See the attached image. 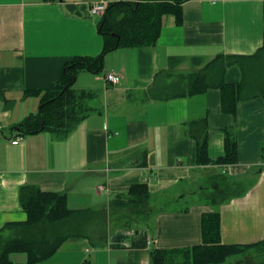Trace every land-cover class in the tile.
Listing matches in <instances>:
<instances>
[{
    "label": "crops",
    "instance_id": "crops-1",
    "mask_svg": "<svg viewBox=\"0 0 264 264\" xmlns=\"http://www.w3.org/2000/svg\"><path fill=\"white\" fill-rule=\"evenodd\" d=\"M119 1L133 0H0V229L25 220L19 190L34 186L65 194L69 209L95 210L104 217L88 224L87 237L66 240L40 264H149L152 249L203 243L201 217L212 209L200 200V188L208 176L221 174L241 183L243 193L217 208L220 242L261 241L264 98L239 102L234 116L221 109L218 88L161 99L176 89V77L218 56L254 54L263 43L261 0H186L180 21L170 14L162 18L153 46L115 49L105 55L100 73L78 72L73 88L95 95L93 111L65 138L15 130L38 111V93L58 81L66 62L101 54L91 4ZM109 72L119 76L118 84L104 80ZM241 79L237 65L226 68L225 83ZM203 118L208 158L224 154L222 131L228 128L237 144L234 162L197 163L190 124ZM17 136L18 144H11ZM141 183L149 193L144 213L112 205L117 195L126 196ZM10 259L26 262L25 255Z\"/></svg>",
    "mask_w": 264,
    "mask_h": 264
},
{
    "label": "trees",
    "instance_id": "trees-1",
    "mask_svg": "<svg viewBox=\"0 0 264 264\" xmlns=\"http://www.w3.org/2000/svg\"><path fill=\"white\" fill-rule=\"evenodd\" d=\"M185 1L137 0L108 4L98 23V32L103 40L101 54L96 57H75L66 62L58 81L38 93L41 95L38 111L15 126V130L20 135L47 131L57 139L65 138L93 111L91 102L95 95L77 92L73 88L78 72L86 70L93 74L100 73L105 55L115 49L153 46L161 30L162 18L170 14L180 21L181 5ZM261 1L263 43L254 54L218 56L202 69L176 77V89L169 88L170 91L161 99L193 96L218 88L221 109L234 116L239 102L257 96L264 98V0ZM230 65H237L241 70L242 79L238 84H228L223 80L225 70ZM190 125L193 129L191 135L196 139V161L199 165L235 161L237 144L230 129L224 128L222 131L224 154L212 161L207 155L206 119L192 121ZM200 190V200L212 209L201 217L203 243L183 250L152 249L149 264H222L227 258L242 255L250 249L260 256L256 264H264V238L251 245H226L220 242L217 208L241 196L242 184L229 182L225 176L218 174L208 176ZM148 196L146 183H141L131 186L126 196L117 195L112 205L138 208L139 213H144L142 209ZM19 203L25 213V220L5 224L0 229V264H13L10 259L13 254H24L25 264H40L66 240L87 237L90 222L104 220L99 211L69 209L65 194L44 192L34 186L20 188Z\"/></svg>",
    "mask_w": 264,
    "mask_h": 264
},
{
    "label": "built area",
    "instance_id": "built-area-1",
    "mask_svg": "<svg viewBox=\"0 0 264 264\" xmlns=\"http://www.w3.org/2000/svg\"><path fill=\"white\" fill-rule=\"evenodd\" d=\"M137 0H133L132 2H136ZM211 2H216L217 0H210ZM107 8V4L105 3H93L91 4L90 6V13L92 15H98L99 17L103 16V14L105 13V10ZM104 80L110 84H113V85H116L119 83L120 81V78L118 75H116L115 73H106L104 75ZM1 129V127H0ZM21 137L20 136H17L15 137V139H13L11 141V144L15 145V144H18V142L20 141Z\"/></svg>",
    "mask_w": 264,
    "mask_h": 264
},
{
    "label": "rangeland",
    "instance_id": "rangeland-1",
    "mask_svg": "<svg viewBox=\"0 0 264 264\" xmlns=\"http://www.w3.org/2000/svg\"><path fill=\"white\" fill-rule=\"evenodd\" d=\"M95 19H97V21H100V17L98 15L94 16ZM6 133H8V130L6 129ZM171 206H173V204H171ZM4 234H8V233H4ZM257 253L255 252L254 249H250L248 251H245V253H243L242 255H236L235 257H233V259H228L226 261V263H222V264H232L231 260H236L237 258L241 259L240 263L238 264H256L259 259L260 256L256 255ZM13 255H22L24 256V254H13ZM257 256V257H256ZM181 258V257H179Z\"/></svg>",
    "mask_w": 264,
    "mask_h": 264
}]
</instances>
